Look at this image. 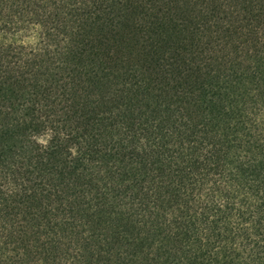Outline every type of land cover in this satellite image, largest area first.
<instances>
[{
  "label": "trees",
  "instance_id": "16d2710c",
  "mask_svg": "<svg viewBox=\"0 0 264 264\" xmlns=\"http://www.w3.org/2000/svg\"><path fill=\"white\" fill-rule=\"evenodd\" d=\"M0 264H264V0H0Z\"/></svg>",
  "mask_w": 264,
  "mask_h": 264
}]
</instances>
